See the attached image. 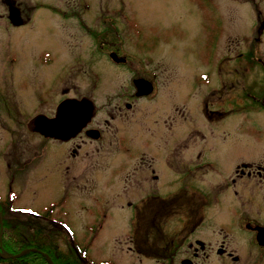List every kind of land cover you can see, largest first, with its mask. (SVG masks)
<instances>
[{"label": "rangeland", "instance_id": "obj_1", "mask_svg": "<svg viewBox=\"0 0 264 264\" xmlns=\"http://www.w3.org/2000/svg\"><path fill=\"white\" fill-rule=\"evenodd\" d=\"M16 1L21 2L23 18L28 17L26 23L10 27L0 21V203L17 215L14 221L20 227L13 224V229L19 233L29 229L25 221L31 217L23 207L43 213L46 222L39 224H55L56 235H64L58 222L65 221L80 254L85 251L91 264L107 260L179 264L178 259L187 254L186 242L170 263L160 257L156 261L152 256H136L130 248L132 206L155 187L160 199L172 202L157 217V238L153 228L139 232V227L137 241L145 237V248L150 245L154 250L184 237L212 249L223 243L227 250L242 254V261L248 256L249 263L257 259L262 250L249 246L245 253L240 247L246 236L233 228L231 209L238 207L251 218L264 215V174L262 181L234 176L241 160L264 166V110L250 107L240 83L215 92L220 95L216 105L207 93L219 86L210 69L214 71L219 53L216 40L212 45L214 23L221 22L219 2L86 0L87 7H75L77 12L71 13L64 0L61 5L57 0ZM224 1L231 15L235 5ZM58 5L61 8L56 9L69 16L59 15ZM15 14L13 23H17ZM101 15L111 23L102 22ZM245 25L237 18L224 31ZM103 40L118 53L110 52L109 58L104 53L107 45L99 44ZM113 59L124 62L115 65ZM207 69L211 82L204 86L197 75ZM246 76V72L239 74V81ZM148 79L158 83L153 92H147ZM133 88H140L141 98L134 99ZM228 95L237 96L236 106L242 109L227 112L230 102L224 98ZM64 97L78 98L66 105L80 104L82 99L91 104V108L85 106L91 115L83 117L81 128L87 125L99 131L97 139L80 132L71 142L60 143L43 141L37 134L43 132L31 123L36 115L40 117L37 126L47 132L44 135L57 132V124L52 125L54 108ZM203 103L208 110L222 111H208ZM245 104L247 108L241 107ZM192 163L197 167L191 168ZM123 166L125 171L120 172ZM153 174H158L157 180ZM148 203L152 200H144L143 214H150ZM45 212L55 216V223H48ZM103 212L106 216L90 225L94 215ZM198 217L200 224L189 235L187 227ZM139 225L143 228L141 220ZM41 231L50 233L48 227ZM199 262L215 264L217 260Z\"/></svg>", "mask_w": 264, "mask_h": 264}, {"label": "flooded vegetation", "instance_id": "obj_2", "mask_svg": "<svg viewBox=\"0 0 264 264\" xmlns=\"http://www.w3.org/2000/svg\"><path fill=\"white\" fill-rule=\"evenodd\" d=\"M217 1L219 2V4H218L219 12H221L222 14L219 16L221 22L217 21L216 23H214V26L212 29L213 30L212 45L214 46V43L216 40L217 49H218L219 53L217 55L216 63L214 64V68H213L214 71L212 70V68H210V69H211V75L212 74L214 76L216 75V80H218L219 86L217 89H214V88L209 89V91L207 93H208V95H212V97H214L213 105L214 104L216 105V104H218L217 101H220V95H218V94L222 92L221 87H230V88L235 87V86L237 87L238 84L240 83L241 87H242L241 89L243 90L242 97H243V99H246L248 103H250V107L260 108V109L264 110V0H239L238 4L235 3L234 0H230V2L235 5V7L232 8V14L231 15L229 14L230 11H228L229 8H228L227 3L224 0H217ZM35 2L41 3V1H39V0H36ZM57 2L59 5H61V0H57ZM64 2L65 3L69 2V4L67 6L72 8L71 10H69V11H71V13H74L75 11L77 12L76 8L78 6H80L82 8L81 10H83L85 7L88 6V3L86 2V0H79V1L78 0H64ZM89 2H92V0H89ZM23 3H25V1L22 2V6H23ZM19 5H21V2H18L16 0H0V11H1L0 21L6 22V24L10 27L11 26H17V25L22 24L24 22L26 23V21L28 20V17H25V19L23 18L25 13L23 12L22 7L19 8ZM46 5H49V4H46ZM59 5L57 7L53 6V7H55L56 11L61 13L59 15H61L63 18H65L66 16H69V15L65 14L64 11L61 12L59 9H56V8H61ZM92 5H93V3H92ZM238 5L240 8L237 11ZM23 7H25V6H23ZM48 7L52 8L51 5H49ZM52 9H54V8H52ZM14 13H16L15 19H16L17 23H13ZM21 18L23 19V21L21 20ZM107 18L105 16L101 15L100 20L102 22L111 23L110 22L111 19L109 17H107ZM237 18H239L243 23L246 24L245 28H242L243 27L242 26L240 28L237 27L238 30H236V31H226V30L224 31L225 25H228V23L230 21L233 22ZM250 19H251V21H250V24L248 26L247 23H249ZM113 29H115V28H113ZM113 32H115V31H113ZM229 32H230V34H229ZM225 35H227V36L225 37ZM102 39H105V38H102ZM104 41L105 40L100 41V43H99L100 46L103 43H105L107 45L108 48L105 49V52L103 51L104 53L108 54V56H109L110 52H115V53L117 52L118 53L117 48L112 47L110 49V47L108 46L109 42L106 43ZM223 41H224V45L222 44ZM222 50H223V52H222ZM109 58H110V56H109ZM113 60H112V62L116 63L115 65L122 64L124 62V61L115 62V60L114 61ZM210 69H207L206 71H203V72H199V74L197 75L198 83L206 86L208 83L211 82ZM242 72H246L247 76L243 77L239 81V74L241 75ZM153 74L154 73L151 74V77H156V76H153ZM248 75H249V77H248ZM156 79H157V77H156ZM148 80H149V82H147V83L150 86L149 90H151V92H153L155 87L156 88L158 87V85H157L158 83L153 82L150 79H148ZM131 91L133 93L134 99L136 97L137 98L142 97L138 93L139 89L133 88ZM215 92L218 94H215ZM77 99L73 98V97L72 98L71 97L61 98L57 102V104L54 108V115L56 116L57 108L60 104H62L63 102L73 101V100H77ZM204 99H206V97ZM238 100L239 99H237V96H235L233 98V96H231V95H228L226 98H224V102H230V106L228 107L227 112H229L231 114L234 111H236L237 109L238 110L242 109V108L236 106V104L238 105V102H239ZM204 103H206V102H204ZM204 107L206 108V104H204ZM241 107L247 108L246 104L243 106L241 105ZM208 111L221 112L222 108L219 111L217 109H211V110L209 109ZM54 115H52V116H54ZM52 116H48V117H52ZM36 117H39V116L36 115L31 120V123L33 122V124H34V126H33L34 128H35L34 119ZM86 127H87V125L85 126V128L83 126L81 129H79L75 133H72V131H68V132L63 131L59 128V130H57V132H49V133H51V134H49L50 136L44 135L43 133H37V134H39V136H41L44 139L43 141L60 142V143L61 142H65V143L71 142V140H73V138L76 137L77 134L80 132H83L87 137L91 136L94 139H97L99 137V131L92 129L91 127L90 128H88V127L86 128ZM40 129L43 130L42 128H40ZM40 129H38V130L41 131ZM41 132H45V130L41 131ZM53 133L57 134V135H52ZM41 146H42V144L40 145V147ZM42 151H43V148H42ZM138 155H140V161H141L143 154L141 153ZM149 156H150L149 158L151 161L155 160L153 155L150 154ZM142 160L144 163L147 159L146 160L142 159ZM204 164L211 166L209 161H206ZM147 165L150 166V164H147ZM169 166H170V164H169ZM153 167H155V165ZM195 167H197V164L192 163L191 168H195ZM123 170L125 171L124 166L120 168V172H123ZM262 174H264V166H262V164H253V162L241 160L239 163H237L235 165L234 176H237V178H243V177H247V178L253 177L254 178V176H255L256 180L262 181L261 180ZM153 177L156 178V180H157L158 174H156V175L153 174ZM156 180H154V181H156ZM253 180H254L253 184H255L256 181H255V179H253ZM233 181H235V179L232 177V179H231L232 184L231 185L235 184V182H233ZM154 188L151 190H148V192L145 193L144 196H142V197H140V199H138L139 202L137 201L136 203H134V206H132L133 211H131L130 224H131V229L134 230L136 234L139 230V227L142 228L139 225V220L142 221L143 218L145 219L147 225L150 222V224H151V225L149 224L150 226L154 227V229L157 228L156 227L157 217L160 213V211L157 210V208H158V205H161V202L158 203V200H161L160 198H162V197H161V195H159V193H157V191ZM263 194H264V191H263ZM247 195L251 196L249 191L247 192ZM146 199L152 200L151 204L150 203H148V205L145 204V207L150 206V214H144L143 215L144 217H142V214L145 213V212H142V209L144 206L143 205L144 200H146ZM263 199H264V195H263ZM199 202H200V200L197 201L196 203H199ZM22 209L25 210V212L27 213L26 216L31 217L30 220H26L25 222L26 223L29 222V224H27L29 226V229H26L27 234L32 233L34 235L33 238L35 241L32 243L41 244V242H52L55 247H58V251H60L58 253L60 261L65 257V255H67L64 252V251L67 252V250H73V252L76 254V258H77V254H78L77 250L78 249L74 243L75 242L74 239H72L73 233H72V230L67 227V223H65V221L60 222L58 220L59 221L58 224L64 230L63 231L64 235H61V234L56 235L58 233H55V232H57L59 229L55 228V224H53L56 221V218L53 214H49L48 212H45L46 213L45 217L46 218L48 217V220L50 221L48 223L53 224L54 227L43 226V225L39 224L40 221L46 222L44 220L45 218H44L43 213H36L35 211H30L28 209H24L23 207H22ZM4 210L7 211V207L4 208L3 205L0 203V211H4ZM231 211H233V215H235L234 218H232L235 220V225L233 228L236 229L237 231H239L238 233H242L244 236H246V240H245L244 244L241 243L240 247L243 246L244 249H246L245 253L249 252V250H247V248L249 246H252V247L259 249L260 252L262 250V252H263L261 255L259 254L256 256L257 259H255V257H254V260H253V258H252L251 263H249V261H248L249 256L247 258L246 257L247 255H245L246 259L244 258V260L242 261L241 259L244 257L242 254H238V252H236L232 249L230 251L227 250V247L224 246L223 243H219L218 246H216L215 248L212 249L210 246L205 245L200 240H197V239L189 240V239H186L184 237L181 238L179 240V242H175L174 240H170V241H168V242H170V244L168 243V244H165L161 247L156 246L154 250L151 249L152 256H154V259L157 261L158 257H159L158 256L159 252H161V254L163 252L161 260H163V261L167 260L166 262H168V260H170V262H174L176 260L175 254L177 252H179V248H180L179 246H181V244L186 242L187 249L185 250V253H187V254H185L182 258L180 257L178 259L179 264H182L181 263L182 261L184 264H208L207 262H203V263L199 262V261H205L207 258H216L217 263H215V264H264V238H263V236H259V231L260 230L264 231V215H261L260 218L259 217L251 218V215H248V214L243 215L244 212H241L242 210H239L238 207H235V209L232 208ZM105 216H106V214L104 212L100 213V214L96 213L92 219V224H90V225H93V222H98L100 217L102 219ZM200 220H201V218L198 217L196 220H193V222H190V224L187 227L189 235H191L195 231V227L198 224H200ZM33 221H36V222H33ZM98 224L100 225V222ZM142 224H143V221H142ZM36 227L40 231V232L38 231L40 234L37 232ZM40 227L41 228L42 227H48L50 230V233L47 235L46 234L43 235V231H41ZM148 228H149V226H148ZM243 229L245 230V232L243 231ZM140 231H141V229L139 230V232ZM263 234H264V232H263ZM131 235L129 234V237ZM36 238H38V239H36ZM154 238H157V236L155 235ZM220 242H224V241L221 240ZM27 243H29V242H27ZM131 243L132 242H130V244ZM176 243H178V244H176ZM62 246H64L65 249H63ZM149 247H150V245H149ZM130 248L132 250V253L135 254L136 256L141 255V254L136 253L137 250L135 249L134 246H132V244H131ZM37 251L43 252L42 250H39V249H37ZM43 253H45V252H43ZM102 263L103 264H105V263L106 264H112L111 262L109 263L108 260H107V262L103 261ZM64 264H66V263H64Z\"/></svg>", "mask_w": 264, "mask_h": 264}, {"label": "trees", "instance_id": "obj_3", "mask_svg": "<svg viewBox=\"0 0 264 264\" xmlns=\"http://www.w3.org/2000/svg\"><path fill=\"white\" fill-rule=\"evenodd\" d=\"M159 202H161V205H158L157 210H159L160 213H162L163 211H166L168 207L170 208L169 203H171L172 200L161 199V200H158V203ZM196 204H198V203H196ZM142 212H143V209H142ZM143 215H142V217H143ZM15 216L17 217V215H15ZM15 216L13 214L11 215V213H9L5 210L0 211V219H1L0 247H1L2 251L6 252L8 254H14V253L21 251L22 249L30 247V248H34L36 250L39 249V250H42L43 252H45L48 255V257L50 258V261L52 262V264H63V263H66V264H70V263L71 264H82L83 262H86L87 258L84 255L85 251H84V253L82 252L80 254V251H81L80 249L77 250V252H78L77 258H76V254L73 252V250H67V252L64 251L67 255H65V257L62 259V261H60L59 256H58V253L60 251H58V247H55L52 242H41V244L32 243L35 240H34V238L32 240L30 234L25 233L24 230H22L21 233H19V230L16 227H15V229H13L14 227L12 225L13 224L17 225V223H15L16 220L14 221ZM142 221H143V228H141L142 232H144V231L150 232V230L148 229V226H149V227L153 228V230H154V234H153V237H154L156 235V233H158L157 228L154 229V227L150 226L151 225L150 222L147 225L144 218ZM17 226H19V225H17ZM131 236H132L131 237V240H132L131 244L137 250L136 253L151 257L152 254H147L148 251H149V253H152L150 251L151 248L149 246H147L145 248L144 246H146V245L143 244V242L146 241V240L143 241V239L145 237H142V242H138L137 241L138 240L137 235H136L134 230H133V234ZM36 239H38V238H36ZM27 242H29V243H27ZM145 244H147V242H145ZM160 254H161V252H159L158 256L161 258L163 255V252L161 255ZM152 258H154V256H152ZM168 263H170V260H168ZM0 264H49V262L47 260H45V257L43 255H41L39 252L38 253L37 252H28V253H25V254L17 257V258H5V259H3L0 257ZM86 264H88V263L86 262Z\"/></svg>", "mask_w": 264, "mask_h": 264}, {"label": "water", "instance_id": "obj_4", "mask_svg": "<svg viewBox=\"0 0 264 264\" xmlns=\"http://www.w3.org/2000/svg\"><path fill=\"white\" fill-rule=\"evenodd\" d=\"M135 83H136V81H135ZM150 89V88H149ZM149 89L147 90V92L149 91ZM71 102H76V101H68V102H65V103H71ZM64 103V102H63ZM60 104L59 106H58V108H57V113H56V118L59 116H61L62 114H64L65 113V111H66V109H64V108H66L67 106H71V105H66L65 103L64 104ZM82 104V105H81ZM77 105H79L80 107H78V110H77V112H76V118H77V122L74 124V127H73V129H72V133H75L78 129H80L81 128V126L83 125V123H82V119H83V117H86V116H90L91 115V113L89 114V115H87V109L85 110V106L86 105H88V106H90V108H91V104L86 100V99H82V101H81V103L80 104H77ZM74 106H76V105H74ZM74 106H71V107H74ZM80 110H82V113L84 114L83 116H79V111ZM85 111V112H84ZM62 118L63 117H61L60 118V120H62ZM87 119V118H86ZM59 120V121H60ZM34 122H35V128L36 129H40V127H38L39 125H40V119H39V117L37 118L36 117V119L34 120ZM38 125V126H37ZM53 125V124H52ZM52 135H54V133L52 134ZM27 251H33V252H35V251H37L36 249H34V248H25V249H22L21 251H19V252H17V253H14V254H8V253H4V255H3V258H14V257H18V256H20V255H22V254H24V253H26ZM3 254V253H2ZM43 254H45V256H47V254L46 253H43ZM182 264H184L183 263V261L181 262Z\"/></svg>", "mask_w": 264, "mask_h": 264}, {"label": "bare ground", "instance_id": "obj_5", "mask_svg": "<svg viewBox=\"0 0 264 264\" xmlns=\"http://www.w3.org/2000/svg\"><path fill=\"white\" fill-rule=\"evenodd\" d=\"M138 87H140L139 85H137ZM139 90H140V88H139ZM74 101H77V100H74ZM82 105V104H81ZM78 107H80L79 105H76V106H74V107H71V106H67L66 108H64V109H66V111H65V113L64 114H62L60 117L58 116L57 118H56V116L54 117V119H53V122H52V124L54 125V124H57L56 125V127L58 128V130H59V128L61 129V130H63V131H72V129H73V127H74V124L77 122V118H76V112H77V110H78ZM84 114L82 113V110H80L79 111V116H83ZM61 117H63L62 118V120H60V118ZM60 120V121H59ZM41 130V129H40ZM41 131H44V130H41ZM43 133H47L46 131L45 132H43ZM54 135H57V134H54ZM114 210V209H113ZM113 210H112V212H113ZM118 211V210H117ZM123 211V210H122ZM119 212V211H118ZM123 213H124V211H123ZM125 214V213H124ZM110 215V214H109ZM120 215H121V213H120ZM95 216V215H94ZM97 216V215H96ZM115 216V215H114ZM101 218V217H100ZM263 230H260L259 231V236H263V238H264V234H263ZM135 238V237H134ZM48 240V239H47ZM45 241V240H44ZM28 252H33V251H27L26 253H28ZM35 252H37L38 253V251H35ZM3 253V254H2ZM41 255H43L44 257H45V259H49L50 260V258L48 257V255L47 256H45V254H43V252H39ZM25 254V253H24ZM3 255H4V251H2V249H1V247H0V257L1 258H3ZM23 255V254H22ZM21 256V255H20ZM3 259H5V258H3ZM69 260V259H68ZM62 261V260H61ZM60 262V261H59ZM67 262V261H66ZM64 264V263H63ZM71 264V263H70Z\"/></svg>", "mask_w": 264, "mask_h": 264}]
</instances>
